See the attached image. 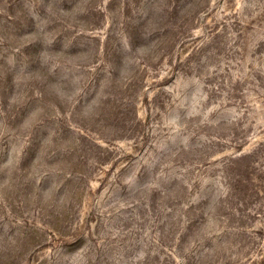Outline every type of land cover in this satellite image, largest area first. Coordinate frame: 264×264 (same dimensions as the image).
I'll return each mask as SVG.
<instances>
[{"label":"rangeland","instance_id":"1","mask_svg":"<svg viewBox=\"0 0 264 264\" xmlns=\"http://www.w3.org/2000/svg\"><path fill=\"white\" fill-rule=\"evenodd\" d=\"M0 264H264V0H0Z\"/></svg>","mask_w":264,"mask_h":264}]
</instances>
